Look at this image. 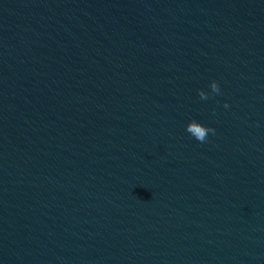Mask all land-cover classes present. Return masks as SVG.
I'll use <instances>...</instances> for the list:
<instances>
[{"label": "water", "instance_id": "obj_1", "mask_svg": "<svg viewBox=\"0 0 264 264\" xmlns=\"http://www.w3.org/2000/svg\"><path fill=\"white\" fill-rule=\"evenodd\" d=\"M0 264H264V0H0Z\"/></svg>", "mask_w": 264, "mask_h": 264}, {"label": "clouds", "instance_id": "obj_2", "mask_svg": "<svg viewBox=\"0 0 264 264\" xmlns=\"http://www.w3.org/2000/svg\"><path fill=\"white\" fill-rule=\"evenodd\" d=\"M211 90L213 93H219L220 92V87H219V83L216 80H213L211 82ZM199 96L202 99H207L208 98V93H206L203 90H199ZM228 105L225 104V107H227ZM186 131L191 134L196 140L200 141V142H204L207 139L208 133L209 132H215V129L210 128L208 126H205L204 124H202L201 122L192 119L188 122V124L186 125Z\"/></svg>", "mask_w": 264, "mask_h": 264}]
</instances>
